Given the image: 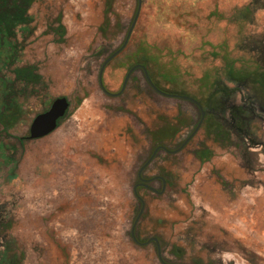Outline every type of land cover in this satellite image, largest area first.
Listing matches in <instances>:
<instances>
[{"label": "rangeland", "instance_id": "1", "mask_svg": "<svg viewBox=\"0 0 264 264\" xmlns=\"http://www.w3.org/2000/svg\"><path fill=\"white\" fill-rule=\"evenodd\" d=\"M244 7L249 22L227 21ZM136 8L137 0H34L26 24L11 33L0 25V264H161L154 244L131 239L140 208L133 186L154 147L177 149L198 114L149 91L141 71L119 95L99 88V68ZM128 41L104 69L107 92H119L146 42L176 77L154 73L158 89L205 106L189 143L176 154L158 151L143 171L166 183L160 195L137 190L144 210L136 239L157 238L170 264H264V105L248 108V88L226 77L222 58L264 67V0H142ZM18 70L26 75L18 79ZM214 80L227 91L219 115L209 102ZM58 97L69 107L56 130L29 140L33 118ZM216 119L228 138L214 133Z\"/></svg>", "mask_w": 264, "mask_h": 264}, {"label": "trees", "instance_id": "2", "mask_svg": "<svg viewBox=\"0 0 264 264\" xmlns=\"http://www.w3.org/2000/svg\"><path fill=\"white\" fill-rule=\"evenodd\" d=\"M0 1L2 2V6H3L2 8H4V10L0 12V23L6 32L12 31L15 25L22 23L26 24L29 21L23 15L26 12V8L30 6L34 0H18L16 4L9 6L7 5L8 3L7 0H0ZM141 5H142V0H141ZM214 15L217 16V18L219 19L222 20L224 19V16L220 14L219 15L211 14V16ZM251 15L252 13L249 7H244L235 14H233L232 16L228 17L227 21L231 23L249 22V18L251 17ZM106 26L107 24L103 23V25L99 28V31H101V34H103L104 36L106 35L104 34L106 33L107 30ZM57 31H58V36L62 39L65 35V31L63 27L60 26L57 29ZM222 58L224 61V70L226 77L229 80L234 81L238 86H246L248 88L247 95L245 96V102L247 103L248 108L249 109L251 108L253 111V109H255L256 104H259L260 106L264 105V67L257 60H254L251 63V65L237 66L238 63L237 60L230 58L228 53H226L225 56H222ZM132 60L135 65L142 64L146 68L147 74L156 88L158 87L156 86V83L153 81V77H152L154 73L167 82H172L175 81L176 79L175 75L173 74V71L170 70L169 68L164 67L160 63L158 56L155 55L154 46L152 44H148L146 42L139 43L137 45V49L133 53ZM155 68H159L158 71H155L154 70ZM25 72H26L25 70L16 71V74L19 77L18 79L26 75ZM218 82L219 81L214 80L213 82H210L208 86V89L210 90L209 102L212 100L211 103L215 102V104H218V106L216 105L213 106V111L217 115L221 113V111L225 106V103L224 101H222V98L227 93V91L224 88L219 87ZM146 86L149 91L153 92V90L149 87L147 82H146ZM219 104H223L224 106L223 105L219 106ZM235 115L241 118L240 116L241 114L239 115L235 113ZM214 126H215L214 133H216L217 137L223 136L222 138L224 137L228 138V132L225 131L223 125H221V123L217 119L215 121ZM161 141L162 140L160 137L154 140L155 143H160ZM197 156L199 159H204L205 154L204 152H198ZM173 254L178 257L179 255L178 250H174ZM7 262H8L7 264H14L13 260H8ZM17 263L19 264V261H17Z\"/></svg>", "mask_w": 264, "mask_h": 264}, {"label": "water", "instance_id": "3", "mask_svg": "<svg viewBox=\"0 0 264 264\" xmlns=\"http://www.w3.org/2000/svg\"><path fill=\"white\" fill-rule=\"evenodd\" d=\"M140 9H141V0H137V8H136V11H135V14L133 16V19L131 21V24L126 32V35L124 37V40L123 42L120 44V46L118 48H116L113 52H111L105 59L104 61L102 62L100 68H99V71H98V75H97V81H98V85H99V88L102 90L103 93H105L106 95H109V96H113V94L107 92L103 86V83H102V75H103V72H104V69L105 67L107 66V64L109 62H111L117 55L120 54L121 51L124 50V48L126 47L127 45V42L130 38V35L133 31V28L137 22V19H138V16H139V13H140ZM138 68L142 69L143 73H144V76H145V80L147 82V84L158 94L160 95H163V96H167V97H172L168 94H165L163 92H161L158 88H156L154 86V84L151 82L145 68L141 65H134L132 67L129 68V70L127 71L124 79H123V82H122V85H121V88L119 90V92H117L115 95H119L122 93V91L124 90L130 76L132 75V73L137 70ZM178 98H181V99H186V100H189L193 103H195L197 106H199V104L192 98H189V97H186V96H176ZM68 107H69V103L67 101L66 98L64 97H58L56 99H54L52 101V103L50 104L49 108L43 112V113H40V114H37L30 126H29V130H28V139L29 140H36V139H40V138H43V137H46L48 136L49 134H51L52 132H54L56 130V128L58 127V123L59 121L66 115L67 113V110H68ZM203 112L201 111V118L199 120V122L197 123L196 127L194 128V130L189 134V136L182 142V144L175 150H173L171 153L173 154H176L178 152H180L184 146L192 139V137L196 134L197 130L199 129L200 127V124H201V121L203 119ZM159 148H156L152 154L150 155V157L146 160V162L141 166V168L139 169L138 171V178L139 180L141 181V184H136L134 187H133V194L135 195V197L138 199L139 203H140V208H139V211L133 221V224L131 226V230H130V236H131V239L133 240V242L135 244H138V245H143V244H147L149 242H153L155 244V247H156V253H157V256L159 258V261L162 262L161 260V256H160V248H159V243H158V240L157 238H150L148 239L145 243H140L136 240L135 238V235H134V230H135V226L137 224V222L139 221V218L141 217L142 213H143V210H144V203L142 201V199L137 195L136 193V187L137 186H145V187H148L149 186H146L144 185L143 183L145 182V180H142L141 177H140V174L142 172V170L150 164V162L152 161V159L154 158L156 152L158 151ZM155 178H152L151 180H153ZM151 180H148V181H151ZM153 193L157 194V195H160L163 193L164 189H165V180L164 179H161V189L159 191L157 190H154L153 188H149Z\"/></svg>", "mask_w": 264, "mask_h": 264}, {"label": "flooded vegetation", "instance_id": "4", "mask_svg": "<svg viewBox=\"0 0 264 264\" xmlns=\"http://www.w3.org/2000/svg\"><path fill=\"white\" fill-rule=\"evenodd\" d=\"M13 4H15V3H11V4H9V5H13ZM8 5V4H7ZM3 6H2V2L0 1V12H2L3 11V8H2ZM28 8V7H27ZM26 8V9H27ZM0 25H1V23H0ZM142 66V65H141ZM135 71H141L142 72V74H143V76H144V73H143V71H142V69H140V68H138L137 70H135ZM134 71V72H135ZM144 78H145V76H144ZM150 87V86H149ZM151 88V87H150ZM152 89V88H151ZM153 90V89H152ZM161 91V90H160ZM153 92H155L154 90H153ZM161 92H163V91H161ZM156 93V92H155ZM163 93H165V94H168V95H170V96H172V97H168V98H173V99H175V100H179V101H183V102H185V103H187V104H189L190 105V107L192 108V109H195L196 110V112H197V114H198V120H197V122H196V124L194 125V127L192 128V130H191V132L194 130V128L196 127V125H197V123L199 122V120H200V118H201V111L203 112V113H205L204 111H205V106H204V104H202L201 102H199V101H197L196 99H194L193 97H190V96H186V95H182V94H170V93H167V92H163ZM111 94H113V93H111ZM156 94H158V93H156ZM159 96H162V97H167V96H163V95H160V94H158ZM8 96V95H7ZM113 96H115V94H113ZM176 96H186V97H189V98H192V99H194L198 104H199V106H197L195 103H193V102H191V101H189V100H186V99H181V98H178V97H176ZM237 114V113H236ZM241 116V115H240ZM239 119H242V116H241V118H234L233 120H232V122H234V123H236V121H238ZM204 120H205V115L203 114V119H202V121H201V124H200V127L202 126V124H203V122H204ZM200 127H199V129H200ZM198 129V130H199ZM238 129H239V127H238ZM197 130V131H198ZM189 143V142H188ZM187 143V144H188ZM186 144V145H187ZM185 145V146H186ZM184 146V147H185ZM156 148H159L158 149V151H160V150H163L164 152H166V153H169V154H173V153H171L172 151H169V150H167L164 146H155V148L153 149V151L156 149ZM152 151V152H153ZM157 151V152H158ZM156 152V153H157ZM152 154V153H151ZM156 155V154H155ZM146 162V161H145ZM144 162V163H145ZM143 163V164H144ZM142 164V165H143ZM147 167V166H146ZM145 167V168H146ZM141 168V167H140ZM139 168V169H140ZM145 168L142 170V172H141V174H140V177H141V179L142 180H145V182L143 183L144 185H146V186H149V188H152L151 186H150V184L152 183V182H154V181H157V182H160L161 183V179H163V178H161V177H159V176H156V177H152V178H155V179H153V180H151L152 178H146L145 176H143V171L145 170ZM139 169H138V171H139ZM138 171H137V174H138ZM136 174V179H137V182L135 183V185L136 184H141V181L139 180V178H138V175ZM148 180H151V181H148ZM165 183H166V181H165ZM134 185V186H135ZM133 186V187H134ZM148 187H145V186H137L136 187V193H137V190L138 189H145V190H149V191H151L150 189H149ZM135 235V234H134ZM135 238H136V236H135ZM150 239V238H149ZM137 240V239H136ZM158 240V239H157ZM138 241V240H137ZM147 241V240H146ZM145 241V242H146ZM140 242V241H139ZM145 242H140V243H145ZM147 244H154L153 242H149V243H147ZM147 244H143V245H141V246H144V245H147ZM138 245V244H137ZM154 246H155V244H154ZM155 249H156V247H155ZM161 260H162V258H161ZM161 264H170V263H167V262H165L164 260H162V262H160Z\"/></svg>", "mask_w": 264, "mask_h": 264}]
</instances>
